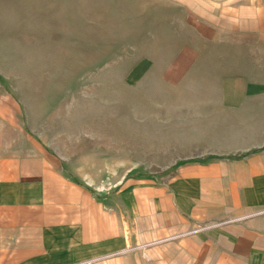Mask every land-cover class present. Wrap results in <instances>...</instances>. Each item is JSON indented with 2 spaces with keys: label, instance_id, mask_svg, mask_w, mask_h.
I'll list each match as a JSON object with an SVG mask.
<instances>
[{
  "label": "crops",
  "instance_id": "crops-1",
  "mask_svg": "<svg viewBox=\"0 0 264 264\" xmlns=\"http://www.w3.org/2000/svg\"><path fill=\"white\" fill-rule=\"evenodd\" d=\"M192 26L236 48L192 54V156L112 192L70 179L0 80V264H264V0Z\"/></svg>",
  "mask_w": 264,
  "mask_h": 264
},
{
  "label": "rangeland",
  "instance_id": "rangeland-1",
  "mask_svg": "<svg viewBox=\"0 0 264 264\" xmlns=\"http://www.w3.org/2000/svg\"><path fill=\"white\" fill-rule=\"evenodd\" d=\"M229 1L0 0V80L70 179L103 194L160 178L192 156V54L236 53L192 8Z\"/></svg>",
  "mask_w": 264,
  "mask_h": 264
}]
</instances>
